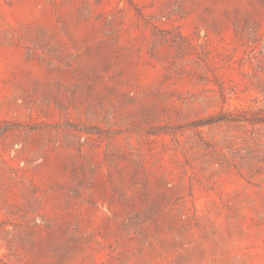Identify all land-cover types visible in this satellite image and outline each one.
<instances>
[{"label": "rangeland", "instance_id": "obj_1", "mask_svg": "<svg viewBox=\"0 0 264 264\" xmlns=\"http://www.w3.org/2000/svg\"><path fill=\"white\" fill-rule=\"evenodd\" d=\"M0 264H264V0H0Z\"/></svg>", "mask_w": 264, "mask_h": 264}]
</instances>
